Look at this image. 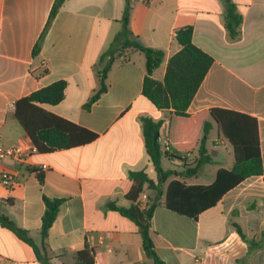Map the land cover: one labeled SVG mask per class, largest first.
Listing matches in <instances>:
<instances>
[{
  "label": "crops",
  "instance_id": "obj_1",
  "mask_svg": "<svg viewBox=\"0 0 264 264\" xmlns=\"http://www.w3.org/2000/svg\"><path fill=\"white\" fill-rule=\"evenodd\" d=\"M55 1L0 0V145L34 147L16 118V104L62 80L67 81L64 100L42 107L97 139L71 149L38 151L25 162L5 160L3 167L15 183L7 188L0 180V207L40 245L44 196L65 200L47 240L50 264H85L77 255L86 248L94 255V264H152L139 227L109 205L133 204L127 198L133 186L131 172L144 171L158 181L140 117L164 120L162 139L178 143L175 118L171 122L143 95L146 59L142 52L144 57L136 56L138 51L115 61L108 90L85 109L99 89L100 56L122 31L126 1L66 0L35 54ZM233 2L243 17L237 41L229 39L222 0H135L129 27L142 44L164 51L161 75L154 72L157 80H163L169 59L181 50L176 31L194 28V44L214 63L188 113L220 108L255 118L264 168V0ZM209 137L213 162L219 156L216 149L223 146L227 155L217 162L213 175L207 176L204 169L197 180H188L190 185H210L219 169L234 166V148L216 125ZM167 161L174 165L172 170L182 172L180 160ZM38 171L43 172L44 183ZM235 224L247 239L264 241V175L229 190L197 220L160 204L151 221V237L165 264H264V245L249 251ZM0 259L1 264H43L31 246L1 225Z\"/></svg>",
  "mask_w": 264,
  "mask_h": 264
},
{
  "label": "trees",
  "instance_id": "obj_2",
  "mask_svg": "<svg viewBox=\"0 0 264 264\" xmlns=\"http://www.w3.org/2000/svg\"><path fill=\"white\" fill-rule=\"evenodd\" d=\"M65 1H55L46 29L35 48V54L38 53L49 27ZM125 1L121 20L122 31L115 36L110 47L100 56L96 67L99 89L84 107L89 110L108 90V75L115 61L123 58L130 51L142 52L145 55L146 76L143 95L155 108L167 114L171 122L175 118L177 126L175 140L177 138L178 143H174L170 138V151H168L159 141L164 120L141 116L145 149L155 168L158 181L156 183L150 179L144 171L131 172L133 186L127 198L133 204L128 208L110 204L109 208L136 223L143 239L144 252L152 259V264H165L157 254L151 237V221L156 208L163 204L170 211L197 220L203 212L216 206L229 190L250 177L263 176L259 129L255 118L230 110L214 108L190 115L188 109L213 66V57L194 44L192 26L180 28L176 31L175 38L181 45V50L169 59L163 80L155 79L154 72L162 66L165 53L163 50L145 46L133 35L129 24L135 0ZM222 2L225 7V27L229 39L237 41L241 37L243 17L233 0H222ZM66 88L67 81H58L19 100L16 104L15 115L18 122L41 153L71 149L97 139V135L91 131L42 107L46 104L61 103L65 98ZM215 125L234 148V166L231 169H219L215 181L210 185H190L189 179L197 178L206 165L213 163L207 148V140ZM199 131V136H195ZM173 158L182 162V172L164 167V162ZM37 175L39 181L44 183L43 172L38 171ZM143 193L149 198V209L146 211L140 210L137 203ZM44 202L40 245L35 243L27 230L18 227L1 207L0 225L31 246L43 264H50L47 240L65 205V200L44 196ZM235 227L238 236L249 245V251L264 245V241L247 239L238 224H235ZM91 253L86 248L78 253V260L85 264H94V255ZM93 253L95 254L94 250Z\"/></svg>",
  "mask_w": 264,
  "mask_h": 264
},
{
  "label": "built area",
  "instance_id": "obj_3",
  "mask_svg": "<svg viewBox=\"0 0 264 264\" xmlns=\"http://www.w3.org/2000/svg\"><path fill=\"white\" fill-rule=\"evenodd\" d=\"M142 2H146L147 0H139ZM159 141L162 143V145L170 151V143L168 139L163 140L162 137H160ZM38 149L34 146L30 149H25L23 146H13V147H4L0 145V180L1 183L7 187L11 188L14 185V176L7 170L4 169L3 163L7 159L14 160L16 162H25L28 160L33 154L37 153ZM138 207L142 211H146L149 209V198L147 194L143 193L141 194L139 200H138ZM3 261L0 259V264Z\"/></svg>",
  "mask_w": 264,
  "mask_h": 264
},
{
  "label": "rangeland",
  "instance_id": "obj_4",
  "mask_svg": "<svg viewBox=\"0 0 264 264\" xmlns=\"http://www.w3.org/2000/svg\"><path fill=\"white\" fill-rule=\"evenodd\" d=\"M114 37V36H113ZM111 44H112V42H111ZM110 47V46H109ZM108 47V48H109ZM136 56H143L144 57V55L142 54V53H140V52H137V55ZM138 58V57H137ZM161 72H162V67L161 68H159V69H157L156 71H155V75L156 76H160L161 75ZM215 134L213 133V134H211V136L209 137V141H208V145H209V147H212V139L213 138H215ZM224 149V147L222 146V147H220V148H218V149H216V151H219V156L217 157V158H215L214 159V162L212 163V164H209V165H206L204 168H203V170L204 169H206V171H205V173H206V175L207 176H209V175H213V173L215 172V170H216V168H217V165H218V161H220V160H222V158H223V156L224 155H227V154H225V149ZM228 157L229 158H231V156L230 155H228ZM164 167L166 168V169H175L174 168V165L172 164V163H170L169 161H165L164 162ZM177 169V168H176ZM203 178H205V176L203 177ZM193 180L195 181V180H197V179H195V178H193Z\"/></svg>",
  "mask_w": 264,
  "mask_h": 264
}]
</instances>
